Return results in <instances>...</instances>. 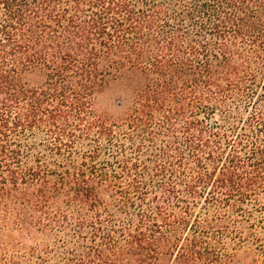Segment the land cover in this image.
Instances as JSON below:
<instances>
[{"label": "trees", "instance_id": "16d2710c", "mask_svg": "<svg viewBox=\"0 0 264 264\" xmlns=\"http://www.w3.org/2000/svg\"><path fill=\"white\" fill-rule=\"evenodd\" d=\"M0 264H264V0H0Z\"/></svg>", "mask_w": 264, "mask_h": 264}]
</instances>
